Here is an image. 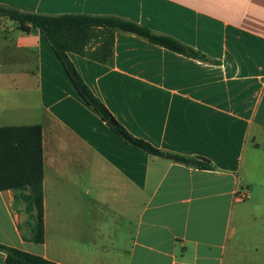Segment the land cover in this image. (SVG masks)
I'll list each match as a JSON object with an SVG mask.
<instances>
[{"label": "crops", "instance_id": "1", "mask_svg": "<svg viewBox=\"0 0 264 264\" xmlns=\"http://www.w3.org/2000/svg\"><path fill=\"white\" fill-rule=\"evenodd\" d=\"M0 5L115 16L195 49L204 58L116 30L112 64L70 58L133 135L215 167L125 142L81 97L42 32L0 17V127L42 126L45 221L39 244L29 187L1 191L0 244L56 264H264V0Z\"/></svg>", "mask_w": 264, "mask_h": 264}, {"label": "trees", "instance_id": "2", "mask_svg": "<svg viewBox=\"0 0 264 264\" xmlns=\"http://www.w3.org/2000/svg\"><path fill=\"white\" fill-rule=\"evenodd\" d=\"M0 17L17 22L24 32L39 30L51 44L67 74L85 102L125 142L150 155L166 156V152L149 141L133 135L121 124L91 90L70 58L75 53L90 60L112 64L115 31L122 30L146 38L151 43L187 57L202 59L200 53L177 39L154 33L150 28L134 21L115 16L74 15L60 16L22 12L0 5ZM113 119L114 124L109 120ZM176 161L213 170V164L205 158L176 155ZM44 153L41 125L0 127V192L19 187H29L36 208V233L34 241H45L44 221ZM6 253V264H56L40 255L0 244Z\"/></svg>", "mask_w": 264, "mask_h": 264}, {"label": "built area", "instance_id": "3", "mask_svg": "<svg viewBox=\"0 0 264 264\" xmlns=\"http://www.w3.org/2000/svg\"><path fill=\"white\" fill-rule=\"evenodd\" d=\"M236 195H237V198H240L241 200H245V199H248L249 197V191L240 189V190H237Z\"/></svg>", "mask_w": 264, "mask_h": 264}, {"label": "water", "instance_id": "4", "mask_svg": "<svg viewBox=\"0 0 264 264\" xmlns=\"http://www.w3.org/2000/svg\"><path fill=\"white\" fill-rule=\"evenodd\" d=\"M109 123H110V124H114V120H113V119H110V120H109ZM166 158H167V159H170V160H173V159H175L176 157H175V155H172V154H170V153H166ZM196 163H197L196 160H193V161H192V165H196Z\"/></svg>", "mask_w": 264, "mask_h": 264}, {"label": "rangeland", "instance_id": "5", "mask_svg": "<svg viewBox=\"0 0 264 264\" xmlns=\"http://www.w3.org/2000/svg\"><path fill=\"white\" fill-rule=\"evenodd\" d=\"M3 41V40H2ZM1 64H4V59L1 58ZM20 67V66H18ZM247 199H245L244 201H246Z\"/></svg>", "mask_w": 264, "mask_h": 264}]
</instances>
